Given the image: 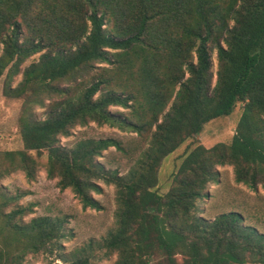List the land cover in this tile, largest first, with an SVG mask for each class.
Masks as SVG:
<instances>
[{
  "label": "trees",
  "instance_id": "16d2710c",
  "mask_svg": "<svg viewBox=\"0 0 264 264\" xmlns=\"http://www.w3.org/2000/svg\"><path fill=\"white\" fill-rule=\"evenodd\" d=\"M0 45V76L45 51L24 69L21 84L61 97L46 120L20 126L24 150L48 149L47 176L84 209H101L92 196L101 192L99 182L115 188L105 257L116 254L114 264H264V233L244 225L238 212L209 221L198 209L216 167L232 166L236 183L264 191V0H0ZM210 48L217 60L213 86ZM97 64L111 66L103 69L114 76L94 79L77 94L52 86ZM237 103L243 109L230 144L186 152L172 187L158 194L161 161ZM111 107L129 112L115 115ZM89 122L130 130L146 144L125 175L96 162L109 148L127 154L116 139L57 146L58 137ZM4 157L8 169L0 178L14 170L33 178L26 154ZM12 201L0 192V264H24L29 253L60 248L57 220L40 217L20 227L16 220L26 209L3 211ZM92 246L55 264H90Z\"/></svg>",
  "mask_w": 264,
  "mask_h": 264
},
{
  "label": "rangeland",
  "instance_id": "374dc122",
  "mask_svg": "<svg viewBox=\"0 0 264 264\" xmlns=\"http://www.w3.org/2000/svg\"><path fill=\"white\" fill-rule=\"evenodd\" d=\"M104 28L107 29V26ZM24 35L27 37L28 34ZM1 49L2 45H0V54ZM109 52L114 53V51ZM44 53L45 51H42L30 57L18 67L17 72L13 70L15 68L9 70L8 65L0 76V172L8 169V160L4 157L6 152L26 154L27 158H30L32 164L30 167L34 172L31 179L27 178L25 171L22 170H14L0 178V192L13 200L3 211L6 214L17 207L26 209L25 214L16 220L19 226L25 229L27 227L24 226H27L31 220L40 217L55 219L63 227L64 237L59 241L60 248L56 247L53 254L29 253L23 259L24 264L63 262L68 260L75 251L90 243H93L90 264H114L116 254L105 257V252L101 248L102 240L115 228L114 186L99 182L102 190L98 194L92 193V196L101 209H84L80 200L70 189L61 190L59 188L58 178L47 176L49 150L27 151L23 148L20 126L23 123L31 124L46 120L51 103L61 99L60 95H56L52 89L33 87L25 91V87L21 84L24 69L31 64H37ZM209 55L213 86L217 71L216 50L210 48ZM103 67L108 66L97 64L93 69L90 67L80 69L82 71L72 79L53 83L52 86L58 89L69 88L71 94H77L94 79H99L101 76L104 78L109 75L114 76L113 71H106ZM98 96L99 94H96L94 99ZM242 109L243 104L237 103L229 116L208 122L200 134L186 140L177 150L165 157L160 163L158 185L154 190L160 195L169 191L173 185V176L185 153L195 146L202 145L209 149L219 143L230 144ZM109 111L115 115L129 112L128 109L121 107H111ZM105 138L120 141L127 154H122L115 148H109L103 152L102 157L96 159V162L104 165L106 169L117 170L120 176L126 174L146 148V144L134 132L120 130L110 125L99 126L94 122H89L85 126H75L67 136L58 137L57 146L71 150L80 141ZM215 171V182L208 185L205 191L206 198L198 203L200 216L211 221L222 213L238 212L243 218L244 225L253 227L259 233H264V191L261 186L252 190L243 184L236 183L232 166L216 167ZM20 240L24 242L23 239ZM17 242H14L13 246L21 247L22 243L17 244ZM177 260L180 261L181 257L177 256Z\"/></svg>",
  "mask_w": 264,
  "mask_h": 264
}]
</instances>
